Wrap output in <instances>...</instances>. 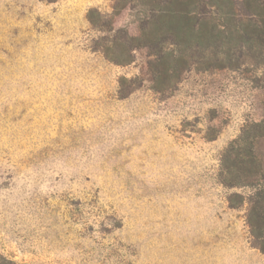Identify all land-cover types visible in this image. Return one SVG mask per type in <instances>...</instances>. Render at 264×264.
<instances>
[{"label":"rangeland","instance_id":"obj_1","mask_svg":"<svg viewBox=\"0 0 264 264\" xmlns=\"http://www.w3.org/2000/svg\"><path fill=\"white\" fill-rule=\"evenodd\" d=\"M143 16L136 0H0V256L264 264L252 188L223 182L264 165V38L159 90L132 39Z\"/></svg>","mask_w":264,"mask_h":264},{"label":"trees","instance_id":"obj_2","mask_svg":"<svg viewBox=\"0 0 264 264\" xmlns=\"http://www.w3.org/2000/svg\"><path fill=\"white\" fill-rule=\"evenodd\" d=\"M114 1L116 9L128 2ZM136 1L143 8L144 16L140 21V35L132 39L141 40L142 46L153 52L155 58L149 61V65L155 75V88L159 90L163 79L178 78L191 64H206L204 66L207 67L223 65V60H230L232 57L231 49L235 48L234 44L238 40H243L247 46L251 44V47L255 40L262 41L264 38L262 0H244L243 13L235 9L231 0ZM202 50L212 51L215 58L207 59L206 54L204 60L206 58L208 61L196 59L195 53ZM222 54L227 57L222 59ZM113 60L123 63L129 61L120 58ZM214 61L217 63H213ZM237 162L246 164L247 161L237 159ZM255 162L256 166L250 174L244 177L225 175L223 182L231 186L252 188L248 197L247 221L257 246L264 253V165L258 159ZM240 196L238 193L231 195L230 203L235 204V198ZM0 264L15 262L0 256Z\"/></svg>","mask_w":264,"mask_h":264}]
</instances>
